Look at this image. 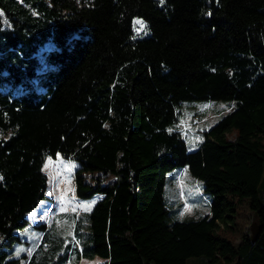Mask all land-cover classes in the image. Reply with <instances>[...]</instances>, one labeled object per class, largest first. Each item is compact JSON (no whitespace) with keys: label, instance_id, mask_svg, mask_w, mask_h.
I'll use <instances>...</instances> for the list:
<instances>
[{"label":"trees","instance_id":"obj_1","mask_svg":"<svg viewBox=\"0 0 264 264\" xmlns=\"http://www.w3.org/2000/svg\"><path fill=\"white\" fill-rule=\"evenodd\" d=\"M194 99L235 106L189 150L169 126ZM57 154L77 163L75 196L102 195L66 264H264V0H0V264L19 262L6 248ZM179 166L209 213L169 220Z\"/></svg>","mask_w":264,"mask_h":264},{"label":"rangeland","instance_id":"obj_2","mask_svg":"<svg viewBox=\"0 0 264 264\" xmlns=\"http://www.w3.org/2000/svg\"><path fill=\"white\" fill-rule=\"evenodd\" d=\"M234 106L233 99L183 100L177 105L176 120L169 128L180 129L188 149L192 150L198 146L202 130L208 129ZM76 167L74 160L58 154L55 158L46 157L43 170L47 175V197L26 213L29 222L14 230L21 241L6 248L8 257L20 258L17 264H66L81 245L90 242L88 211L102 195L96 193L88 198L75 196L73 187ZM210 199L211 193L204 190L201 179L185 167H175L166 173L164 200L169 220L198 218L209 213ZM245 220L252 238L255 237V220L249 213ZM34 224H44V227H34ZM44 229L45 238L48 237L51 242L49 251L39 248L41 245L47 247L42 237ZM24 253L26 257L22 256ZM32 253H35L33 263L29 261ZM66 254L68 259L65 263ZM201 259L189 257L186 264H200ZM102 261L101 257H97L84 264H104Z\"/></svg>","mask_w":264,"mask_h":264},{"label":"crops","instance_id":"obj_3","mask_svg":"<svg viewBox=\"0 0 264 264\" xmlns=\"http://www.w3.org/2000/svg\"><path fill=\"white\" fill-rule=\"evenodd\" d=\"M94 204V203H93ZM92 207V206H91ZM44 230H46V229H44ZM44 239H45V235H43L42 236ZM45 241H46V239H45ZM46 242H48V241H46ZM49 243V242H48ZM47 246H49V244L47 245ZM96 257H94V258H92V259H90V260H87L88 258H84V257H80L79 259H78V261H77V264H84V263H86V261H91V260H93V259H95Z\"/></svg>","mask_w":264,"mask_h":264},{"label":"snow or ice","instance_id":"obj_4","mask_svg":"<svg viewBox=\"0 0 264 264\" xmlns=\"http://www.w3.org/2000/svg\"><path fill=\"white\" fill-rule=\"evenodd\" d=\"M161 2H163V0H161ZM136 23H137V24H140L141 28H143V27H144V25H143V22H142V21H136ZM138 31H139V29H138Z\"/></svg>","mask_w":264,"mask_h":264}]
</instances>
